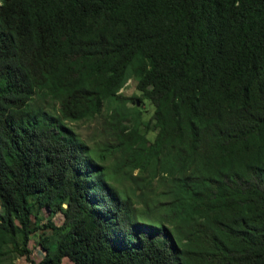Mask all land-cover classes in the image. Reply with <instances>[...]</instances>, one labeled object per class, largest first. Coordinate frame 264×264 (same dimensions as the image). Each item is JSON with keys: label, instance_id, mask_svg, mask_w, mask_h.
<instances>
[{"label": "trees", "instance_id": "16d2710c", "mask_svg": "<svg viewBox=\"0 0 264 264\" xmlns=\"http://www.w3.org/2000/svg\"><path fill=\"white\" fill-rule=\"evenodd\" d=\"M103 107L94 144L66 123ZM14 253L264 264V0H0V264Z\"/></svg>", "mask_w": 264, "mask_h": 264}, {"label": "rangeland", "instance_id": "374dc122", "mask_svg": "<svg viewBox=\"0 0 264 264\" xmlns=\"http://www.w3.org/2000/svg\"><path fill=\"white\" fill-rule=\"evenodd\" d=\"M121 92L124 95H128L131 93H137V90L134 86V80L132 78H129L128 80H126V82L124 83V85L120 88ZM137 104L140 105V109L142 111V120H145L152 109V106L146 101L144 100L142 103L140 101H137ZM127 106H131L132 103L131 102H127L126 103ZM106 108L103 107L101 109V114H98L97 116L90 118V119H83V120H66V123L72 127L74 130L77 131V133L88 143V144H94L96 143L102 136H101V131H100V127H101V118H102V113L104 114ZM140 130H143V126L139 125ZM147 134L149 136L152 135V131H147ZM111 159L107 158L106 160H104V163H108L110 162ZM136 171L133 170L132 173H135ZM113 183H116L118 185H127L128 181L120 178V177H113L112 179ZM154 181V180H153ZM53 219L56 223L60 222L61 220V215L60 214H55L53 216ZM29 248H30V252H29V256L33 259H37L38 257H40L42 250L41 248L37 245L36 243V233H33L30 237L29 240ZM64 263L66 264H72V262H70L68 259H66V257L63 258ZM13 262L14 264H28L27 258H25L24 256L21 255H17V254H13Z\"/></svg>", "mask_w": 264, "mask_h": 264}, {"label": "water", "instance_id": "95a60500", "mask_svg": "<svg viewBox=\"0 0 264 264\" xmlns=\"http://www.w3.org/2000/svg\"><path fill=\"white\" fill-rule=\"evenodd\" d=\"M136 103H137V100H136ZM64 205V204H63Z\"/></svg>", "mask_w": 264, "mask_h": 264}]
</instances>
